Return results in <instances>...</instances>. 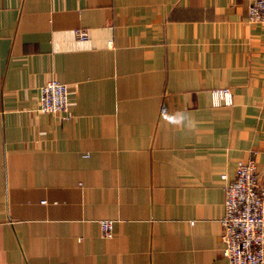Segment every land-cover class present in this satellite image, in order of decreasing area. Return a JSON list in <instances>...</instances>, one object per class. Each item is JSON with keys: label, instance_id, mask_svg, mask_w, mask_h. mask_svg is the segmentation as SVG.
I'll return each instance as SVG.
<instances>
[{"label": "crops", "instance_id": "1", "mask_svg": "<svg viewBox=\"0 0 264 264\" xmlns=\"http://www.w3.org/2000/svg\"><path fill=\"white\" fill-rule=\"evenodd\" d=\"M248 2L0 0V264H227L219 175L252 160L264 187ZM49 79L67 118L36 111Z\"/></svg>", "mask_w": 264, "mask_h": 264}, {"label": "built area", "instance_id": "2", "mask_svg": "<svg viewBox=\"0 0 264 264\" xmlns=\"http://www.w3.org/2000/svg\"><path fill=\"white\" fill-rule=\"evenodd\" d=\"M246 20L264 25V0H249ZM83 40V30H73ZM213 107L231 105L229 88L209 91ZM36 111L45 114H63L68 117V97L65 84L49 79L37 87ZM223 182V214L219 219L221 256L227 264H264V187L257 183L252 160L237 161L231 178L220 174ZM40 203H43L42 201ZM99 234L112 235V221H97Z\"/></svg>", "mask_w": 264, "mask_h": 264}]
</instances>
